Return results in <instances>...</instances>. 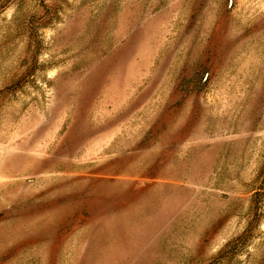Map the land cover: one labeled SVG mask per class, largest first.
Masks as SVG:
<instances>
[{
    "label": "rangeland",
    "instance_id": "obj_1",
    "mask_svg": "<svg viewBox=\"0 0 264 264\" xmlns=\"http://www.w3.org/2000/svg\"><path fill=\"white\" fill-rule=\"evenodd\" d=\"M0 264H264V0H0Z\"/></svg>",
    "mask_w": 264,
    "mask_h": 264
}]
</instances>
